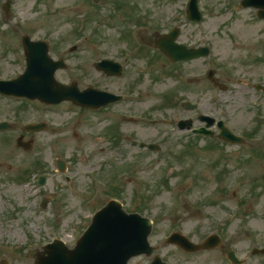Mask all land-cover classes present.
<instances>
[{
	"label": "rangeland",
	"instance_id": "obj_1",
	"mask_svg": "<svg viewBox=\"0 0 264 264\" xmlns=\"http://www.w3.org/2000/svg\"><path fill=\"white\" fill-rule=\"evenodd\" d=\"M5 1L0 0V79L25 69L23 37L45 39L51 56L68 63L57 72L58 81L139 94L136 113L146 112L148 121L144 126L140 120H119V138L129 140L115 142V148L114 109L97 115L71 103L0 100V119L17 123L0 135V261L37 264L38 256L29 253H43L53 240L74 248L95 212L117 199L128 214L153 220L150 242L158 247L156 255L180 257L175 247L163 251L174 232L201 241L223 230L227 245L251 264H264L263 254L252 255L254 248L264 247V94L253 87L264 84V20L257 18L258 11L243 9L242 0H200L203 21L193 24L182 8L188 0H11L5 18ZM179 26V42L207 45L211 55L171 64L138 42ZM126 47L133 56L123 76L97 71L95 64L105 59L126 68L127 55H121ZM210 69L226 91L210 82ZM186 101L199 109L184 110ZM199 114L224 120L245 143L191 140L190 133L177 129L181 119L197 120ZM30 122H46L47 128L37 134L21 130ZM21 139L30 147H19ZM133 142L158 148L141 150ZM58 161L65 164L63 172ZM40 177L46 179L42 186ZM153 258L141 256L131 264ZM196 258L214 262L224 253Z\"/></svg>",
	"mask_w": 264,
	"mask_h": 264
},
{
	"label": "water",
	"instance_id": "obj_2",
	"mask_svg": "<svg viewBox=\"0 0 264 264\" xmlns=\"http://www.w3.org/2000/svg\"><path fill=\"white\" fill-rule=\"evenodd\" d=\"M250 1L253 3L255 1V3L250 4ZM256 1L245 0L243 6L256 7L258 6ZM260 2L264 5V0H260ZM263 5L261 4L262 7ZM259 17L264 18V11L259 12ZM190 19L196 21L201 19L198 0H191ZM177 35L178 32L174 31L171 36L159 44V48L166 52L173 61L189 60L208 54V50L180 52L174 45ZM169 43L171 45L167 46L166 44ZM24 44L28 63L27 71L15 81L0 82L1 94L27 97L31 100L39 99L48 104L71 100L80 106L96 107L109 104L114 98L108 93L92 89L80 92L76 85L65 86L58 83L55 80V72L59 68H66V65L63 62H53L48 57V48L45 43H30L26 38ZM114 67L113 63L107 60L97 64V68L109 75H115ZM2 127L0 126V129ZM180 127L186 128V123L182 122ZM43 128L44 126H35L28 127L27 130L40 131ZM203 132L204 130H200V133ZM221 137L231 142L237 141V138L225 128H223ZM150 148L153 149L151 146ZM60 169L64 170L62 163H60ZM44 182L45 180L42 179L40 184H44ZM151 229L149 220L136 214L128 215L120 203L112 201L96 214L91 227L79 240L74 250L70 251L63 243L55 242V244L48 245L43 253L35 251L31 256H38L37 264H127L133 256L153 252L148 242ZM170 242L182 243L176 234L171 237ZM193 246V244L184 241L185 248L199 250L198 246ZM0 264H7V262L3 261Z\"/></svg>",
	"mask_w": 264,
	"mask_h": 264
},
{
	"label": "flooded vegetation",
	"instance_id": "obj_3",
	"mask_svg": "<svg viewBox=\"0 0 264 264\" xmlns=\"http://www.w3.org/2000/svg\"><path fill=\"white\" fill-rule=\"evenodd\" d=\"M3 25V24H2ZM139 42H142V43H140L141 45H144V44H147V45H149V46H151V48L153 47V51L154 52H160L156 47H155V44L154 45H152L153 43H154V41H151V40H149V41H146L145 39H140L139 40ZM123 51H126L125 53H123V54H121V55H124V54H126L127 56H126V59H125V61H124V64L125 65H127V63L130 61V59L132 58V56H133V53H132V50L131 51H129V48L128 47H126L125 48V50H123ZM121 52V51H120ZM160 53H162V52H160ZM163 54V53H162ZM164 55V54H163ZM165 56V55H164ZM166 57V56H165ZM166 59H167V57H166ZM168 60V59H167ZM128 65L126 66V68L123 66V74H124V72H126L127 70H128ZM139 71H141V69H139ZM143 73V72H142ZM141 73V74H142ZM123 76V75H122ZM131 88V87H130ZM134 89V88H133ZM117 94H122V95H124L125 96V98L123 99V101L121 102V103H116V104H113V105H110L109 107H107L106 108V110H110V109H114V111H113V116H114V127L116 128V126L118 125V123H119V120H120V117L122 118V117H124V118H128V119H131L132 121H134L135 122V120H136V109H135V106H137L140 102H139V99L141 98V96L138 94V95H136V94H134V93H131V92H122V93H117ZM132 94H134V95H136V97H137V99H138V103L136 102L137 100H136V98H132ZM130 97V98H129ZM0 100H8L7 98H5V97H1L0 96ZM122 104H124V105H122ZM124 107V108H126V109H122V110H120V107ZM106 110H100L99 112H103V111H106ZM121 112H126L127 114H132L133 116H126L125 114H120ZM138 116V118H140V119H142V121H141V123L144 125V126H146V124H145V120H146V117L148 116V115H146V112H145V114H143V115H137ZM2 121H7V119L6 118H3V119H0V122H2ZM135 125V124H134ZM117 128H118V126H117ZM193 138H196V137H193ZM125 139H127V140H129V137L128 138H124V140ZM125 144V143H124ZM132 144H134V142L132 143ZM117 145V144H116ZM115 148H119V145H117V146H115ZM177 251H178V253L179 254H177L178 256H180V257H178L177 259H167L166 261L167 262H169L170 264H232L231 262H229V261H227L226 259H222V260H213L214 262H212V260L211 261H204V262H200L198 259H196V258H185V252L184 251H182L181 249H178L177 248ZM212 252V251H211ZM216 262V263H215ZM253 261H250V260H246L245 261V263L244 264H251Z\"/></svg>",
	"mask_w": 264,
	"mask_h": 264
}]
</instances>
